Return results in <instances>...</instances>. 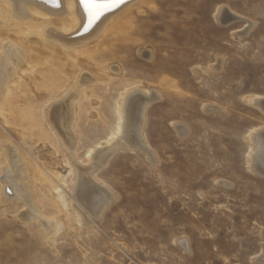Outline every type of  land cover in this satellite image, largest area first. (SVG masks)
<instances>
[{
    "label": "rangeland",
    "instance_id": "1",
    "mask_svg": "<svg viewBox=\"0 0 264 264\" xmlns=\"http://www.w3.org/2000/svg\"><path fill=\"white\" fill-rule=\"evenodd\" d=\"M221 7L242 21L221 24ZM112 24L125 83L162 93L144 124L154 160L110 157L97 179L114 200L90 231L70 223L53 248L37 222L0 215V264H264V176L248 165L264 113L247 102L264 98V0H141ZM98 127L84 133L101 139ZM33 153L67 192L69 168Z\"/></svg>",
    "mask_w": 264,
    "mask_h": 264
},
{
    "label": "bare ground",
    "instance_id": "2",
    "mask_svg": "<svg viewBox=\"0 0 264 264\" xmlns=\"http://www.w3.org/2000/svg\"><path fill=\"white\" fill-rule=\"evenodd\" d=\"M140 1L0 0V104L9 107L0 111V215L27 229L37 222L52 248L71 233L70 223L90 231L114 200L97 179L110 157L138 151L154 160L144 124L162 93L141 81L125 83L126 68L114 60L112 23ZM215 17L223 25L241 20L222 7ZM247 102L264 113L263 97ZM88 123L105 135H86ZM261 128L249 134L248 165L264 176ZM36 145L69 168L67 192L34 156ZM19 204L24 210L14 215Z\"/></svg>",
    "mask_w": 264,
    "mask_h": 264
}]
</instances>
